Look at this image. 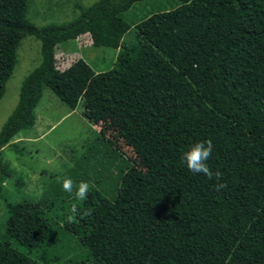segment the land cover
<instances>
[{"label": "trees", "instance_id": "1", "mask_svg": "<svg viewBox=\"0 0 264 264\" xmlns=\"http://www.w3.org/2000/svg\"><path fill=\"white\" fill-rule=\"evenodd\" d=\"M171 2L176 6L169 8ZM137 3L144 5L141 14L129 19ZM30 4L0 0V100L22 40L41 41V63L23 80L0 130V197L14 171L2 147L33 128L44 89L72 106L82 95L79 89L69 95L62 84L58 45L94 32L112 37L117 20L124 29L134 25L138 45H126L128 55L119 52L114 70L91 71L80 81L82 115L101 123L102 149L115 144L106 132L124 127L149 147L152 164L169 163L178 181L111 149L117 181L107 174L108 161L99 160L86 200L57 185L39 200L7 203L0 264H60L38 249L58 240L64 226L82 244L90 237L98 243L96 251L87 246L79 264H264V0H97L68 22L43 26L27 18ZM207 140L214 146L208 166L226 184L220 190L215 178L190 175L181 159L190 144ZM203 221L234 228L238 239L227 243Z\"/></svg>", "mask_w": 264, "mask_h": 264}, {"label": "rangeland", "instance_id": "2", "mask_svg": "<svg viewBox=\"0 0 264 264\" xmlns=\"http://www.w3.org/2000/svg\"><path fill=\"white\" fill-rule=\"evenodd\" d=\"M95 1L97 0H31L27 18L39 26L51 23L62 24L77 16L81 7L85 8ZM136 5V9L132 8L129 11V19L141 14L144 5L141 3ZM175 6L174 2L168 4L169 8ZM148 8L150 4L147 3ZM115 24L118 27L114 28L112 37L106 38L94 32L58 45L56 56L63 72L62 84L67 86L64 88L69 91V95H74L71 93L76 89L83 90V95L86 90L79 85L80 81L86 80L88 75H91V71L93 74H100L114 70L119 64L117 60L119 52L125 50L123 55H128L126 45L130 42L138 45V41L134 40V25L129 30V28L119 27L121 23L118 20ZM95 36L98 45H94ZM103 38L107 43L103 42ZM101 43L109 44L110 47H105ZM40 63L41 41L35 36L25 37L18 50V62L6 83L4 96L0 100V130L17 105L23 80ZM82 95L79 92L77 102L75 106L74 104L72 106L63 103L51 89L46 87L36 109L37 120L33 128L21 132L9 144L2 147L4 159L10 162L14 171L12 177L5 182L3 194L0 197V236L5 232V224L9 217L7 203L24 199L39 200L45 192H51L53 187L62 186L58 178H71L74 184L80 181H90L91 184L96 185L94 174L97 173L99 160H107V174L117 181L119 168L112 164L111 149L118 155L121 154V150L124 157L129 160L137 159L145 171L154 173L168 171L173 182L178 181L176 176L173 178L174 169L171 165L161 161L152 164L149 147L143 145L139 138L128 133L124 127L118 126L116 129L108 130L106 135L112 137L115 144L107 142L106 147L102 149V144L97 141L101 123L93 124L83 117ZM120 129H123L125 133L117 139L116 136ZM89 147H93L89 159H83L81 167L74 169ZM185 170L196 178V174L188 169ZM99 175L102 177L103 173L99 172ZM163 183V185H168L165 180ZM111 186L115 189V182L108 183V188ZM170 192L180 201L176 189H170ZM184 202L189 210L193 209L189 201ZM61 223L64 226L63 220ZM203 223L214 235L220 236L221 239L225 238L227 243L233 244L238 239L239 233L232 227L210 225L204 221ZM98 225L96 233H99ZM94 240L95 237H90L84 245L64 226V229L59 230L58 240L54 239L38 251H43L44 254L56 258L60 264H79L84 262L88 247L91 250H97L98 243L93 242ZM38 251L33 250L30 255L35 257Z\"/></svg>", "mask_w": 264, "mask_h": 264}, {"label": "clouds", "instance_id": "3", "mask_svg": "<svg viewBox=\"0 0 264 264\" xmlns=\"http://www.w3.org/2000/svg\"><path fill=\"white\" fill-rule=\"evenodd\" d=\"M213 148L214 146L211 140L194 142L183 152L181 159L185 163L187 169L193 174H203L209 179L215 178L216 183L214 187L220 190L226 187V184L221 183L222 173L218 170L214 172L207 163L212 156ZM58 180L61 182L65 192L73 194L78 200L87 199L90 189L88 182L80 181L78 184H74L71 178L68 177L58 178ZM75 211L76 209L73 208V213H75ZM68 219L71 220L72 216H69Z\"/></svg>", "mask_w": 264, "mask_h": 264}, {"label": "crops", "instance_id": "4", "mask_svg": "<svg viewBox=\"0 0 264 264\" xmlns=\"http://www.w3.org/2000/svg\"><path fill=\"white\" fill-rule=\"evenodd\" d=\"M79 38V37H78Z\"/></svg>", "mask_w": 264, "mask_h": 264}]
</instances>
